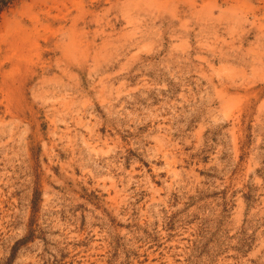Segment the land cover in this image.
I'll return each instance as SVG.
<instances>
[{
    "label": "rangeland",
    "instance_id": "1",
    "mask_svg": "<svg viewBox=\"0 0 264 264\" xmlns=\"http://www.w3.org/2000/svg\"><path fill=\"white\" fill-rule=\"evenodd\" d=\"M0 264H264V0L4 11Z\"/></svg>",
    "mask_w": 264,
    "mask_h": 264
},
{
    "label": "trees",
    "instance_id": "2",
    "mask_svg": "<svg viewBox=\"0 0 264 264\" xmlns=\"http://www.w3.org/2000/svg\"><path fill=\"white\" fill-rule=\"evenodd\" d=\"M19 0H0V15Z\"/></svg>",
    "mask_w": 264,
    "mask_h": 264
}]
</instances>
